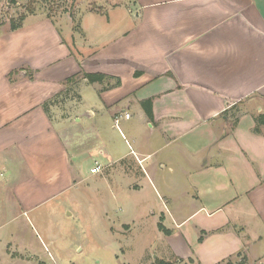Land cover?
<instances>
[{"label": "crops", "instance_id": "obj_1", "mask_svg": "<svg viewBox=\"0 0 264 264\" xmlns=\"http://www.w3.org/2000/svg\"><path fill=\"white\" fill-rule=\"evenodd\" d=\"M91 14L116 29L99 43L86 39L83 69L120 83L103 89L105 80L84 79L64 116L42 108L79 71L72 63L57 83L47 81L42 68L54 58L44 59L42 46L55 35L57 48L67 47L57 32L49 30L48 44L36 29L27 45L41 50L35 57L0 60V210L10 212L0 216V230L38 236L27 244L0 235V264H67L53 260L34 221L20 217L80 183L119 176L145 200L139 210L150 212L147 219L172 230L157 231L173 254L202 264L264 263V124L254 131L264 114V0H130L119 16ZM23 66L39 80L24 70L8 79ZM147 99L151 119L141 104ZM94 162L97 174L89 172Z\"/></svg>", "mask_w": 264, "mask_h": 264}, {"label": "rangeland", "instance_id": "obj_2", "mask_svg": "<svg viewBox=\"0 0 264 264\" xmlns=\"http://www.w3.org/2000/svg\"><path fill=\"white\" fill-rule=\"evenodd\" d=\"M128 4L130 0H19L15 5H8L5 0H0V60L5 59L9 62L16 56H21L22 60L35 57L36 51L41 50L34 47L32 48L34 51L30 52L27 49V45L33 42L34 32L37 31L36 29H42L39 37L50 44L52 40H50L49 30L52 28L53 32H57L67 45L65 49L57 48L56 37L53 35L52 45H49L47 49L42 46L43 58H54L42 70H46L47 81L55 84L64 72L71 71L72 63L78 67L79 71L84 70L86 61L83 59L87 57L89 49L86 44L87 40L90 43L95 40V43H99L97 42L99 37L107 33L112 34L116 29L115 23L107 24L105 17L92 14L87 16L86 14L89 12L104 13L108 10L111 17L119 16L124 13ZM27 5L33 8L34 12L27 15L21 27L10 30L8 20L11 17H17ZM115 6L118 7L114 8ZM49 14H52V17H48ZM84 15L86 17H84L83 24L87 36L81 28ZM72 38L77 45L73 52L69 50V48L73 49ZM5 49V53H2ZM0 70H2L1 66ZM20 70L32 72V78L27 76V79H31L30 81L39 80V77L34 78L35 69L27 66L10 69L9 72H11L7 73L8 79L10 78L13 82L18 81ZM75 76L69 85L64 83L66 78L61 82L64 86L61 90L63 93L49 107L51 111L54 110L53 107H57L59 114L64 116L70 109L77 106L80 97L79 89L84 79L79 75ZM47 81H41L45 90L49 89ZM114 82L115 78L105 79L103 83L107 85L103 89L110 88ZM40 93L44 95L45 91L37 88L35 94ZM83 93L87 98L91 97L89 91ZM48 113L51 112L48 111ZM135 119L136 116L133 115L130 124L135 123ZM111 141L114 142V135ZM101 183L99 185L80 183L73 189L55 196L26 217H20L22 220L29 217L34 221L40 237L49 253L53 255V260L61 257L67 264H157L155 256L163 253L165 261L174 264H202L201 260L196 259L197 257L183 260L167 248L157 231L158 227L147 219L150 212L139 210V207L143 208L139 206V203H145V200L141 201L142 197L135 196L127 188L126 179L119 176L115 181ZM135 199H139L140 202H135ZM5 213L10 212L0 210V216ZM168 230L171 234L172 230ZM162 234L170 235L163 232ZM0 235L4 237L16 235L27 244L30 241L36 242L38 237L28 229H19L15 232L14 228H9V226L2 228ZM202 235L201 232L199 236ZM42 259L45 263L49 262L46 261L48 260L47 253H44ZM179 260L182 261L179 262ZM232 262L236 264L238 261L233 260Z\"/></svg>", "mask_w": 264, "mask_h": 264}, {"label": "trees", "instance_id": "obj_3", "mask_svg": "<svg viewBox=\"0 0 264 264\" xmlns=\"http://www.w3.org/2000/svg\"><path fill=\"white\" fill-rule=\"evenodd\" d=\"M19 0H5V2L8 4V5H15ZM34 12V9L33 8H30L28 5L25 7V10L18 14L17 17H11L9 20H8V27L10 30H16L18 29L19 27H21L23 21L25 20V18L27 17V15H31L32 13ZM52 17V14H49L48 17ZM74 30H76V28H74ZM27 76L32 78V72L31 71H27ZM75 75H79L80 78L82 79H85L87 82L89 83H94V82H99V83H102L105 79H108V78H114V77H111V76H106L105 74H102V73H92V72H86L84 70H80L78 71L76 74H73L71 77H68L66 78L65 80V85H69V83H71L70 81H72V79L74 77H76ZM120 83V80L119 78H115V82L113 85H111L110 87L112 86H116V85H119ZM63 92H60L59 94L53 96L52 98L46 100L43 102L42 104V108L45 112L48 113L49 111V107L55 103L57 97H59L60 95H62ZM150 103H151V99H147V100H144L141 102V104L143 105L145 111H146V115L149 119L152 118V113H151V110H150ZM226 112H224L225 114ZM264 124V114L263 115H260L257 120H256V126L254 128V131L255 132H259V127L260 125ZM157 227L159 229V231L165 233V234H170V231L168 229H166L160 222L157 224ZM202 239V236L199 237V241H201ZM157 262V264H174L172 262H169V261H165V260H162V259H159L157 258L155 260ZM182 261V260H179V262ZM244 263V258L241 259L240 262H238L237 264H242ZM38 264H43L41 262H39ZM226 264H231L229 261L226 263ZM260 264H264V263H260Z\"/></svg>", "mask_w": 264, "mask_h": 264}, {"label": "built area", "instance_id": "obj_4", "mask_svg": "<svg viewBox=\"0 0 264 264\" xmlns=\"http://www.w3.org/2000/svg\"><path fill=\"white\" fill-rule=\"evenodd\" d=\"M124 117H125V118H128V117H129V114L126 113V114L124 115ZM114 122H115V124L117 125V123H118V119L115 118ZM100 169H101L100 165H99L97 162H94V164H93V166L90 168L89 172H90L91 174H97L98 172H100Z\"/></svg>", "mask_w": 264, "mask_h": 264}]
</instances>
